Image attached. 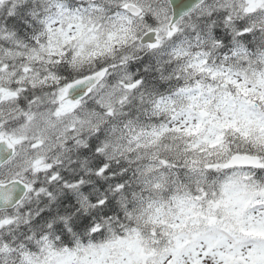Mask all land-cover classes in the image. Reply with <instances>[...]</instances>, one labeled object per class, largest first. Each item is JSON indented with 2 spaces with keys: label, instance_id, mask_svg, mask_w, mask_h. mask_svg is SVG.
I'll return each mask as SVG.
<instances>
[{
  "label": "snow or ice",
  "instance_id": "6c2138e0",
  "mask_svg": "<svg viewBox=\"0 0 264 264\" xmlns=\"http://www.w3.org/2000/svg\"><path fill=\"white\" fill-rule=\"evenodd\" d=\"M0 264H264V0H0Z\"/></svg>",
  "mask_w": 264,
  "mask_h": 264
}]
</instances>
